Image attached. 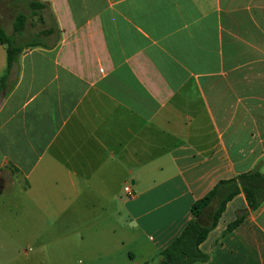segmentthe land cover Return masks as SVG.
<instances>
[{
	"label": "crops",
	"instance_id": "0c3cea01",
	"mask_svg": "<svg viewBox=\"0 0 264 264\" xmlns=\"http://www.w3.org/2000/svg\"><path fill=\"white\" fill-rule=\"evenodd\" d=\"M38 1L53 31L0 80V203L17 226L83 223L44 261L152 263L193 200L264 171V0ZM199 248L192 264H264V200L239 189Z\"/></svg>",
	"mask_w": 264,
	"mask_h": 264
},
{
	"label": "trees",
	"instance_id": "16d2710c",
	"mask_svg": "<svg viewBox=\"0 0 264 264\" xmlns=\"http://www.w3.org/2000/svg\"><path fill=\"white\" fill-rule=\"evenodd\" d=\"M31 11L39 10L45 6L38 0H29ZM27 14L17 11L12 19V30L21 34L25 27ZM52 26L42 27L36 31L32 39L17 40L13 33H6L0 25V43L5 49V70L0 76L4 77L18 53L25 46L44 45L41 36L53 31ZM225 187V188H224ZM244 194L247 206L255 209L264 200V171L250 170L236 174L234 177L220 179L206 193L197 197L190 204L191 217L172 240L159 249L157 259L149 264H192L196 260H204L206 253L199 248V243L205 238L207 232L216 224V221L225 207V202L238 190ZM244 210H239L235 217L229 221L225 230L235 227L243 218Z\"/></svg>",
	"mask_w": 264,
	"mask_h": 264
},
{
	"label": "rangeland",
	"instance_id": "374dc122",
	"mask_svg": "<svg viewBox=\"0 0 264 264\" xmlns=\"http://www.w3.org/2000/svg\"><path fill=\"white\" fill-rule=\"evenodd\" d=\"M17 11L27 14L24 30L20 35L14 34L17 40L23 42L32 39L36 31L49 25V22L44 24L40 19L39 10L31 11L28 0H0V24L7 32L13 33L11 21ZM0 197L3 198V195L0 194ZM82 224L58 219L34 221L25 217L17 226L13 220L11 191L4 203H0V264H59L54 258L71 255L54 254L53 250H49L45 255L48 261H44L45 258L40 257L36 250L41 246L49 249L75 247L76 233Z\"/></svg>",
	"mask_w": 264,
	"mask_h": 264
},
{
	"label": "built area",
	"instance_id": "2783aa9c",
	"mask_svg": "<svg viewBox=\"0 0 264 264\" xmlns=\"http://www.w3.org/2000/svg\"><path fill=\"white\" fill-rule=\"evenodd\" d=\"M122 188L126 195L131 196L134 194V191L131 189L129 182L124 183Z\"/></svg>",
	"mask_w": 264,
	"mask_h": 264
}]
</instances>
